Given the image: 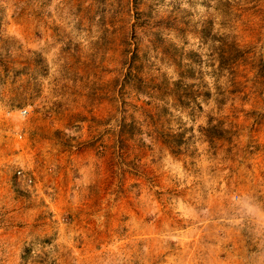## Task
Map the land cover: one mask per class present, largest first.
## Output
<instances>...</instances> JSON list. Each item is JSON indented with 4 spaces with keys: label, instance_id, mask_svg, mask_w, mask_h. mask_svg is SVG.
Wrapping results in <instances>:
<instances>
[{
    "label": "rangeland",
    "instance_id": "rangeland-1",
    "mask_svg": "<svg viewBox=\"0 0 264 264\" xmlns=\"http://www.w3.org/2000/svg\"><path fill=\"white\" fill-rule=\"evenodd\" d=\"M0 264H264V0H0Z\"/></svg>",
    "mask_w": 264,
    "mask_h": 264
},
{
    "label": "built area",
    "instance_id": "built-area-1",
    "mask_svg": "<svg viewBox=\"0 0 264 264\" xmlns=\"http://www.w3.org/2000/svg\"><path fill=\"white\" fill-rule=\"evenodd\" d=\"M17 179L18 180H25V176L23 175V173L21 171H18L17 172Z\"/></svg>",
    "mask_w": 264,
    "mask_h": 264
}]
</instances>
